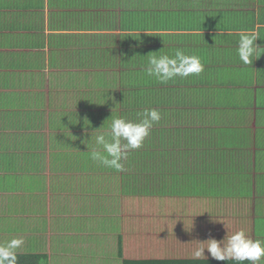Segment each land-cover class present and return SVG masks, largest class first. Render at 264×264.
<instances>
[{
	"label": "crops",
	"instance_id": "crops-1",
	"mask_svg": "<svg viewBox=\"0 0 264 264\" xmlns=\"http://www.w3.org/2000/svg\"><path fill=\"white\" fill-rule=\"evenodd\" d=\"M240 30L256 32L264 53V0H0V244L22 237L18 252L48 255L47 264H123L193 258L199 241L225 236V224L264 240V54L244 65L237 54ZM176 49L205 65L199 75L174 79L177 94L185 96L176 98L184 118L173 125L179 147L190 150L185 158L178 150L175 160L190 165L146 171L159 195H130L132 180L108 171L97 176L86 157L72 161L77 139H70L73 130L64 119L89 121L82 107L88 78L107 75L112 61L128 68L131 60L139 75L151 52L171 56ZM141 78L153 77L143 72ZM42 176L44 198L31 191ZM73 177L82 203L68 197ZM85 178L108 181L90 185ZM66 197L73 204L64 208ZM106 199H116L104 212H117V218L111 223L103 216L107 227L100 235L112 230L101 244L91 234L94 222L80 217L96 220ZM134 199L155 202L141 216L131 207ZM25 204L36 207L31 223ZM136 237L158 254L138 256V245H131Z\"/></svg>",
	"mask_w": 264,
	"mask_h": 264
},
{
	"label": "trees",
	"instance_id": "trees-1",
	"mask_svg": "<svg viewBox=\"0 0 264 264\" xmlns=\"http://www.w3.org/2000/svg\"><path fill=\"white\" fill-rule=\"evenodd\" d=\"M127 64L128 68L127 66L123 67L122 63H120L121 68H119L118 64L112 61V67L115 69L112 73V78L105 74H100L102 76H96L92 80L88 78L87 85L90 88L88 93L85 94L86 104L82 106L87 108V113L90 117L89 121H87L88 124L85 120L81 119H72L70 122L64 119V121L73 130L71 131L73 137H70V139H77L75 140L77 144H73V151L71 153L74 163L78 161V155L82 158L86 157V161L89 162V168L95 173L104 175L108 174V171L113 177L121 176V181L132 180V183L136 182L134 188L139 190L136 194H150L152 190L151 181L148 179L149 176H145L146 171L152 172L156 169L160 170L161 166H167L168 171L172 170V172H175L180 167H183L181 169L185 170L190 165L187 163L182 164V162L175 160L178 150H180L184 158L190 155V150L186 149L188 147H179L180 132L176 133V125H173V122L178 123L184 118L181 111H176L178 107H176V98L183 100L185 95L181 97L180 93L179 95L177 94V88L174 86L175 80L166 83L167 87H162L160 86V82L155 78H141L143 72L146 73L144 70L139 75H133L134 71L131 70L134 68L131 67V60L127 61ZM102 95L103 97H101ZM95 106L100 108L94 111ZM101 107H103L102 110ZM144 108L159 109L162 113V119L153 127L143 147L130 152L128 160L124 162L128 173L117 172L114 169L100 167L94 163L90 159L91 150L97 148L95 140H90L93 130L85 132L84 129H96L94 135L107 133L110 131L111 122L114 118L125 117L129 120H136V114L143 111ZM92 119L94 124H91ZM180 131H182V128ZM84 142L88 146L85 153L82 151L79 154V149H84ZM69 154L67 153L66 156ZM121 173L124 174L121 175ZM171 178L174 180L175 175H171ZM48 260V255L39 253H21L18 256V264H47ZM123 264H236V262L217 261L213 258H178L124 260ZM244 264H248V262L245 261Z\"/></svg>",
	"mask_w": 264,
	"mask_h": 264
},
{
	"label": "clouds",
	"instance_id": "clouds-1",
	"mask_svg": "<svg viewBox=\"0 0 264 264\" xmlns=\"http://www.w3.org/2000/svg\"><path fill=\"white\" fill-rule=\"evenodd\" d=\"M147 32V31H146ZM149 35H160L150 33ZM233 35L228 32V36ZM237 54L244 65L253 64V57H260L256 41L258 35L254 31L240 30L237 33ZM161 51V50H160ZM159 51V52H160ZM146 67V75L155 78L162 84H166L176 78H187L204 72L205 65L197 55L186 54L183 49H176L173 55L151 52ZM136 120L125 117L114 118L110 131L95 134L91 132V139L95 140L96 149L91 150L90 159L100 167L114 169L117 172L126 171L125 161L130 152L143 147L151 131L162 119V113L157 108H144L138 112ZM85 143V142H84ZM86 144V143H85ZM226 234L222 239L210 237L205 241H199L201 246L193 252L194 259L205 258V250L211 258L217 261H234L236 264H261L264 261V240L252 239L245 230L231 231L225 224ZM22 237L13 238L4 244H0V264H18V252L24 245ZM207 258V257H206Z\"/></svg>",
	"mask_w": 264,
	"mask_h": 264
},
{
	"label": "rangeland",
	"instance_id": "rangeland-1",
	"mask_svg": "<svg viewBox=\"0 0 264 264\" xmlns=\"http://www.w3.org/2000/svg\"><path fill=\"white\" fill-rule=\"evenodd\" d=\"M114 70H115L114 68H108V69H106L107 75L110 76L114 72ZM233 115H234V117H237L236 114H233ZM236 132L239 133V134H245V133H247L245 131H237V130H236ZM87 169L89 171L93 172L90 168L87 167ZM124 172L128 173V170H126ZM123 174L124 173H121V175H123ZM153 174L155 175V177H154V179H155L158 176V172H153ZM98 175H102V174L100 173V174H97V176ZM119 175H120V173H119ZM200 176L203 177V175H200ZM218 177L219 176H217V178ZM217 178H216V180L220 181V179H217ZM151 179H153V178H151ZM35 180L36 181H34L33 184H32V186H31V191L33 192V194L39 195L40 197H43L44 198V195H40L41 190L44 189V184H43V180L44 179H43V176H42V178L40 177V178L35 179ZM78 181H79V179H78ZM78 181L76 183L74 177L71 180L68 181L70 188H68L67 193H68V197L69 198L77 200L76 202H78V203H82V201H83L82 193L79 192V189L73 190L75 186H78ZM81 181L82 182H89L90 185H93V184H103L104 182L108 181V179H106V178H85V179H82ZM38 183H39V186H40L39 193L35 192V191L38 190V188H37V184ZM47 184L49 185L48 182H47ZM132 184L133 185L131 186V194L130 195H134L135 193H137L139 191V190H137V188H134L136 186V182H133ZM200 190L201 189H199L197 191H200ZM54 191H55V193H54L55 195H59V193H60V189L59 188H55ZM215 191L216 190H214V189L208 190V192L209 193H212V194ZM217 191L218 192L221 191L220 186L217 187ZM150 193L151 194H154L156 196L159 195L158 193L152 192V190H151ZM68 197H66L65 201L62 203V207H64V208H67V206L70 207V205L73 204V203H71V202L68 201ZM92 200H93V198L92 197H89V199L86 200V201H88V203H89ZM211 200L214 201V199H211ZM104 201H105V208H104V210L103 211H99L96 214L95 213L93 214L94 216H96V220H91L92 218H90V217L89 218H87V217H80V220L83 221V222H85V221H89V222L93 221L94 222V225L96 226V228L91 232V234H92V236L94 238H96L97 240H99L101 242V244L103 243V240L106 239L109 236V232L112 230V226L109 227V228H106L104 230L103 237L100 235V232L99 231L102 230L103 228L107 227V226H105L103 224L104 223L103 216H106L107 215L108 216V222H111V223L115 221L112 218V216L115 217V218H117V212H113V213L104 212V211L108 210L110 207L115 206V204L117 202L116 199H114L112 203L111 202H108V201H111V200H107L106 199ZM132 201H135V203H133ZM152 202H155V201L150 200V199H144L141 203H139L138 200H135L134 199V200H131V207L133 209H136V211H135L136 213L141 214V216H144V213L149 212L148 209H150V207H147V205L151 204ZM216 202L217 203H221V200H217L216 199ZM29 209H31V210H29ZM35 211H36V207H34L32 205L29 206V205L25 204V206H24V212L23 213L25 215V218L26 219H29L30 223H31V220H34L33 217H35V215H36ZM58 213H59V211L54 210L53 215H52L53 220H58L59 219ZM93 226L90 225V226H87L86 228L90 232V230L93 229ZM115 239H116V237H115ZM134 244H137L138 245V248H139L138 256H140V257H152L153 255L158 254V252H153L152 250H150V247H149V245L147 243V240H145L144 237H141V238H137L136 237L135 240H131V245H134ZM109 253L112 254V255L114 254V253H112L110 251H109ZM87 262H89V260Z\"/></svg>",
	"mask_w": 264,
	"mask_h": 264
}]
</instances>
